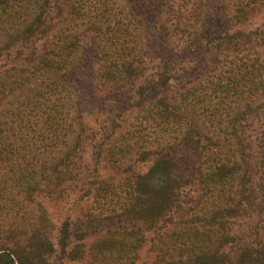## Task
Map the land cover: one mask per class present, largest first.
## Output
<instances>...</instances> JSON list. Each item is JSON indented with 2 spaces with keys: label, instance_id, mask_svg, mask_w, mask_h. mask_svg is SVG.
<instances>
[{
  "label": "trees",
  "instance_id": "16d2710c",
  "mask_svg": "<svg viewBox=\"0 0 264 264\" xmlns=\"http://www.w3.org/2000/svg\"><path fill=\"white\" fill-rule=\"evenodd\" d=\"M144 2L155 32L130 0H0V264H264V0ZM42 184L96 206L35 223Z\"/></svg>",
  "mask_w": 264,
  "mask_h": 264
},
{
  "label": "rangeland",
  "instance_id": "374dc122",
  "mask_svg": "<svg viewBox=\"0 0 264 264\" xmlns=\"http://www.w3.org/2000/svg\"><path fill=\"white\" fill-rule=\"evenodd\" d=\"M131 6L141 15L144 17V19L147 21L149 25H151L152 31L153 30V19L154 15L153 10L154 6L150 2H144V0H130ZM153 17V19H152ZM264 22V15L255 16L249 24L244 26V28L251 29L256 28L257 26L261 25ZM156 38L157 34H155ZM92 35H88L84 39V43L87 46V52L83 53L84 61H81L78 65L77 70L73 73L72 79L75 81V83L78 85L81 95L83 97L84 101V108H85V122L89 127H95L97 125V120L99 122L103 121L106 117V115H103L100 113L99 105L101 100L97 96V93L95 92V84L96 80L94 79L97 64L95 65L93 62H90L91 59L96 55L97 51L95 50V47L92 43ZM156 47L159 48V50L165 54L170 51V49L165 47L163 43L157 39V45ZM175 50V49H174ZM173 51V50H172ZM185 49L184 47L177 48L174 52L175 55H185L184 53ZM98 122V123H99ZM149 167V164H145L142 166L143 171L147 170ZM66 187L69 188V185H66ZM19 191V190H18ZM18 191H16V196L19 201H23L27 206L29 205L30 211L35 212V223H38L37 220H40L41 215L48 216L49 220L51 221V225H57L59 226L62 221L67 217V215H72L73 218H77L81 216V209H84L85 211H88V209L95 208V204L92 201H82L79 204L77 203L74 205L73 201L76 198V196H71L70 198L66 197V200H60L57 199V193H55L54 188H51L49 186H46L45 184H42L40 186V194H35L34 198L36 201L28 202L30 199V196L32 194V191H27L22 193L21 195H18ZM72 191L70 190L68 193L70 194ZM72 195V193H71ZM41 203V205L39 204ZM70 210V211H69ZM99 211V210H98ZM14 214H2L0 216V228L2 229V233H0V240L5 239L9 236V231H11L10 223H13L14 221ZM17 220V219H16ZM18 221V220H17ZM234 229L235 231L245 230L248 228L247 225H249V219L248 218H241V219H235ZM258 223V220L255 221ZM146 259H151V256L147 253V249H144L140 253V262L145 261ZM65 264H89L88 259L82 261V262H67Z\"/></svg>",
  "mask_w": 264,
  "mask_h": 264
}]
</instances>
